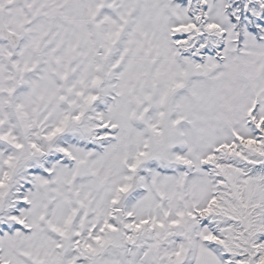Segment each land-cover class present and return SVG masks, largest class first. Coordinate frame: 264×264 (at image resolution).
<instances>
[{"label": "snow or ice", "instance_id": "1", "mask_svg": "<svg viewBox=\"0 0 264 264\" xmlns=\"http://www.w3.org/2000/svg\"><path fill=\"white\" fill-rule=\"evenodd\" d=\"M0 264H264V0H0Z\"/></svg>", "mask_w": 264, "mask_h": 264}]
</instances>
